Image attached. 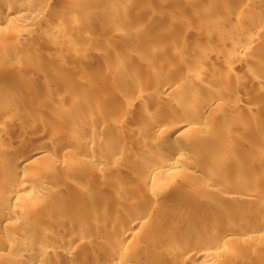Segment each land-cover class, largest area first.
<instances>
[{"label":"bare ground","instance_id":"1","mask_svg":"<svg viewBox=\"0 0 264 264\" xmlns=\"http://www.w3.org/2000/svg\"><path fill=\"white\" fill-rule=\"evenodd\" d=\"M39 1L18 0L16 3V0H0V23H4L3 25L6 27L4 30L2 29L3 31L1 30L3 35H0V42L8 41L10 43L6 48H0V75L12 73L16 77L24 78V80L19 81L21 84L23 83L19 88L0 82V113L12 115L9 116L10 119L8 120L3 117L7 120L5 127L3 126L4 129H8L12 124L23 127L26 121H37L38 117H34L36 114L32 115V111L29 110L31 106L44 111L47 108L48 96L45 89L42 92L36 91L32 87L33 81L29 77L36 64L33 63L36 57L37 59L41 58L43 65L49 64L46 61L51 52L48 53L44 45L39 43L42 39L36 38L39 40L38 43L36 42V46L41 45L38 47L41 51L40 56L35 57L34 54H31L33 52H29L30 54L27 55L24 53L23 58L18 62L12 58L18 51L21 52L18 48L24 44L22 40L24 41L29 37L32 31L37 30L36 24L42 19L44 11L49 8L52 0ZM88 1L90 0H78L70 3L67 5L68 11L80 9V12H84L85 10L87 15L90 11L86 10L90 3ZM113 1L121 6L112 7L108 5L103 8V15L98 19L108 27L116 26L111 17L119 15L121 11L129 8L137 0ZM86 2L87 6L85 5ZM183 2L189 5V2ZM243 5L248 6L249 4L247 1L241 0L239 9ZM146 6L153 9L149 5ZM259 6L264 9V0L259 2ZM24 8H30L32 12H26L23 10ZM203 9L204 7H201L199 10L204 11ZM153 12H155L154 9ZM93 14L94 10L91 12V15ZM65 15H67L65 11L57 9L52 13V16L57 19ZM67 16L66 18H71L70 15ZM232 16L233 29L241 30L243 18H247L249 15L242 14L240 16L233 13ZM256 17L262 25L258 26L242 42L238 41L235 35H224L226 31L222 30L221 24L225 21V17L212 15V22L197 26L196 30L199 34L194 44L185 43L183 40L174 45H169L168 49L160 44L142 48L141 42L148 38L145 27L149 18L140 11L132 17L131 32L135 34V44L142 48L143 53L134 56L129 51L125 52L130 59L135 60L137 65L123 62L118 58L111 62L112 71H125L127 69L130 74L142 73L148 78L151 85L160 80L161 82L155 87L146 88L138 85L131 87L137 93L134 98L122 100V102L116 101L120 106L119 118H127L134 110L141 117L148 108L154 110L161 108L169 113L168 116L156 120L157 122L152 126L147 141L151 150L168 153L169 156L158 158L160 166L145 165L144 177L154 176L157 173L171 177L172 173L166 171L163 173L162 171L168 169L174 171V168H183L177 162L188 163L193 171L201 169L204 165L199 158L207 157L210 154L219 157L214 162L216 165L220 164L221 160H223L221 162H228L240 155L242 143L239 138L244 132L243 126L234 132L233 137H229L230 134L224 126L238 125L240 119H246L249 124L259 120L252 112L243 114V110L247 106L245 98L256 97L253 103L261 107L260 109L263 105L261 100L264 101V68L262 65L264 62L262 57L264 51V11ZM159 19L150 20V23ZM121 22L122 19H119L118 23ZM184 30L185 27L182 24L180 32L183 33ZM47 32L44 29L40 33L44 35ZM34 36H32L33 39ZM83 39L87 40L86 38ZM81 43L85 44V41H81ZM222 44L229 45V47L227 50L218 51V47ZM23 49L27 50V48ZM162 51L166 52L163 53ZM28 55L34 56L35 59L32 61ZM50 56L52 58V55ZM164 60H167L164 67L157 65L150 67L146 63L147 61L162 63ZM139 61L140 63H138ZM185 61H189L192 66L197 68L189 70ZM31 63L34 65L32 66ZM246 64H248L247 69H252L251 71L244 73L236 71L239 68L245 69ZM80 67L82 68V66ZM33 71L36 70L33 69ZM76 71L73 72L71 78L74 82L80 86L89 85L91 91L101 93L102 88L98 84H90L91 74L89 71L81 69L79 72ZM101 71H105V69ZM172 72H177V74L167 78L166 76ZM251 72L259 75L254 76ZM61 93L66 95L67 91L61 90ZM67 102L80 103V106L84 104L95 111H99L102 107L99 101L83 102L76 95L69 97ZM65 105V102H60L55 109L62 110ZM116 105L113 104L112 108H115ZM206 112L210 115L216 114L215 121L206 119V115H204ZM186 115L187 117H185ZM9 117L7 116V118ZM119 120L101 121L102 124H98V129L104 127L115 130ZM45 123L49 127H56L58 123L56 115ZM116 138L117 141L123 139L119 136ZM21 139L7 135L0 137V153L6 156L5 160L0 161V264H185V259L189 254H210L205 252L203 247L205 245L224 246L233 240L234 235H245L240 229L232 233L236 224L239 225L234 221H225L222 228L217 229L219 220L208 214L217 209L218 203L205 195L210 192L208 185L211 183H215L217 186L225 185L230 189V193L225 196L228 201L259 203L252 197L251 193L247 195L237 193L235 188L241 187L239 180L226 184L218 178L217 172L211 171L200 182L203 184L202 190L196 193L184 192L182 196L178 197L180 202L171 204L163 199L164 195L159 188L149 187L144 190L145 192L143 191V194H136L134 197L136 201L129 205L128 213L121 211L118 207L110 211L102 205L97 206L86 200L89 197H95L94 200L96 201L102 198L95 191L102 184L100 178L102 172L113 164V162L102 158L99 151L100 149L110 151L112 148L118 150V147H121L116 142H109L108 140L99 142L100 147L92 143L85 144L89 155L83 159L82 165L75 166L78 167L75 171H78L82 166L87 168L86 174L93 179V184L82 188L80 201L71 202L68 196L74 187L66 176V172L70 168H67L70 155L67 152H62L60 155L56 154L49 158L46 163L37 164L36 162L43 156L39 155L37 158L24 163L31 166V171L24 174L19 170L20 162L16 155L25 146V141ZM70 139L75 140V136L71 134ZM119 150L122 151V147ZM132 156L135 157L134 152ZM252 158L253 155H246L244 163L248 164ZM139 163V165L142 164V162ZM234 172L237 176H244L243 172L235 170ZM261 177H264V167L258 171V176L250 178L255 181ZM50 179H54V181L50 182ZM124 188L125 184L113 181L109 195L112 196ZM190 204L193 207H188ZM165 207L169 208L170 214L182 221L187 227L195 225L200 230H205L204 244L196 249V246L190 247L191 245L185 240H179L174 258H169L167 254H164L165 252H161L160 259L163 262L157 263L151 261V258L148 263H144L136 259L134 254L144 249L143 243L150 239L154 234L153 231L161 226L159 221L164 222L163 219L166 216L164 217L160 213L156 216L152 214L158 208ZM193 208L195 210L201 209V211L195 212ZM100 213H105L112 222L105 224L102 221H97L96 218ZM191 214L195 216L192 221L188 219ZM196 214L204 215L197 218ZM152 222H159V224L151 227L149 224ZM252 235L258 239L252 246L263 252L264 227L252 232ZM157 244H160V241ZM234 244H240V242ZM248 244L249 242H246V245ZM76 254L79 257L78 260H75L74 255ZM209 263L197 262L196 264ZM233 263L251 264L244 255L238 254L234 256ZM189 264L194 263L190 262Z\"/></svg>","mask_w":264,"mask_h":264},{"label":"rangeland","instance_id":"2","mask_svg":"<svg viewBox=\"0 0 264 264\" xmlns=\"http://www.w3.org/2000/svg\"><path fill=\"white\" fill-rule=\"evenodd\" d=\"M75 1L78 0H52L49 8L44 11L42 19L36 24L35 28L37 30L34 31L35 33L36 31L40 33L44 29L47 32L48 29V32L43 33L44 35L40 33L42 38H39L41 37L40 34L38 32L35 34L32 31L33 33H30L29 37H27L28 39H24L28 45L26 46L22 40L24 44L21 43L22 45L18 48L21 52L18 51V53L12 56L15 62L21 60L24 53L27 55L30 54L29 52H33L31 54H34L35 57L40 56L41 51L38 48L40 44L44 45L48 53L51 52L48 54L49 58L46 61L49 64L45 63L46 65H43L44 63L41 62L40 57H38L40 59L36 57V60H34V56L31 57V55H28L29 58H32V61H35L33 63H36L35 68H32V71L33 69L36 71H31L29 76L33 81L32 87L40 92L45 89L46 95L48 96L45 111L32 108V106L31 108L29 107V110L32 111L31 114L33 115L35 113L36 116L34 117H38V120L26 121L23 127L12 124L8 129H4V125H6L7 120L12 115L0 113V137L7 135L8 137L22 138L21 140L25 141L24 149L16 154L19 157V170L21 173L25 174L31 171V166L24 164L28 160L43 155L36 163H46L52 156L54 157L56 154L60 155L62 152H67L70 155V159L67 161L68 163L70 160L67 168H70L66 172V176L68 178L67 180L74 187L72 192L69 193L68 198L71 202H77L76 200H79L82 188L93 184V179L86 174L88 172L87 168L82 166L83 168L81 167L78 171H75L78 168L75 166L82 165L83 159L89 155L85 144L92 143L97 146L98 144L100 145L99 142L107 140L109 142H116L122 147V151L119 150L121 147H118V150L112 148L113 150L111 149L110 151L103 149L99 151L102 158L113 162L109 168L102 172L103 174L100 176L102 184L95 191L102 198L96 201L94 200L95 197H89L86 201L97 206L102 205L110 211L118 207L125 213H128L129 205L136 201L134 200L136 194H143V191L149 187L159 188L164 195L163 199L173 204L174 202H180L178 197L182 196L184 192L196 193L201 191L203 184L200 182L203 177L207 176L208 172H217L219 174L218 178L222 179L223 183L226 184L239 180L241 187L238 189L235 188L237 193L243 195L251 193L252 197L259 201L258 204L228 201L225 196L230 193V189L225 185L217 186L215 183L208 185V191L210 192L205 195L213 198L218 203L217 209L213 210L211 214H208L216 220H219L217 229H221L225 221H234L239 223V225L236 224L232 233L240 229L245 235H234L233 240L224 246L205 245L203 246L205 252L210 254H189L185 259V264H189L190 262L194 264L197 262L234 264L233 258L237 254L240 256L244 255L251 264H264V251H259L256 247L252 246L253 243L258 241L257 237L252 235V232L264 227V177L257 178L255 181L250 178L252 176H258V171L264 167V101L261 100L263 105L262 109H260L261 107L253 103L256 97L250 98L251 100L245 98V104L247 106H245L243 114L252 112L259 118L257 122L249 124L246 119H240L237 123L238 125L233 127L224 126L228 134H230L229 137H233L234 132L243 126L244 132L239 138L242 143V148L240 149V155L238 157L228 162H221L223 161L221 160L220 164L216 165L214 162L219 157L210 154L207 157L199 158L204 165L201 169L193 171V168L188 163L183 164L182 162H177L183 168H174V171L173 169L162 171L163 173L165 171L172 173L171 177H166V175H160L159 173L154 176L144 177L145 165L157 166L159 165L158 158L169 156L168 153L151 150L147 142L148 135L152 131V126L157 122L156 120L168 116L169 113L161 108H155V110L148 108L141 117L134 110L127 118L120 119V106L116 101L119 100L122 102V100L126 101V99L134 98L137 93L131 87L135 85L146 88H149V86L155 87L161 80L151 85L148 82V78L142 73L134 72L130 74L127 69L125 71H112L111 67V62L118 58L123 62L137 65L135 60L130 59L127 56L128 54H125L127 51L134 56H139V54L141 55L143 53L142 48L145 49V47L152 46L153 44H160L165 49H168L169 45H174L178 41L182 42L183 40L185 43L194 44L199 34L198 30H196L198 28L197 26L212 22V15L225 17V21L221 24L222 30L226 31L224 35H235L237 40L242 42L258 26L262 25L256 17L264 11L259 6L261 0H245L249 5H243L240 9L241 0H137L129 8L123 10V12L121 11L119 15L111 17V20L115 23L114 25H116L113 27H108L98 19L103 15V8L108 5L117 7L119 4H115L113 0H90L88 1V3L90 2L88 6L87 2L85 3L87 6L86 10H90L86 15L85 10L84 12H80V9L77 11H68L67 5ZM183 1L189 2V5ZM17 2L18 0H16ZM146 5L153 7L155 12ZM173 6L176 7L173 8ZM201 7H204V11L199 10ZM56 9L65 11V14L71 16L69 18L71 20L66 18L67 15L59 19L52 16V13ZM23 10L32 12L30 8H24ZM93 10L94 14L91 15ZM138 11L149 18L145 27V33H147L148 38L141 42L140 45L142 48L135 44V34L131 32V26L133 24L132 17ZM233 13H237L240 16L242 14L249 15L247 18H243V28L241 30L233 29ZM156 17L160 19L150 23V20L157 19ZM119 19H122L121 23H118ZM3 24L2 22L0 23V35H3L1 34L5 27ZM182 24L185 27L183 33L180 32ZM69 28L70 30H68ZM33 35H35L34 39L32 37ZM36 38L42 39L41 42L43 41V44ZM37 41L40 43L38 47L36 46ZM81 41H85V44H82ZM9 45L10 43L8 41L0 42V48H6ZM23 45L26 47H22ZM228 47L229 45L222 44L218 47V51L227 50ZM23 48H27V50L25 49V51ZM162 52L165 53L166 51ZM50 55H52V58ZM262 57L264 58V51ZM33 63H31L32 66L34 65ZM146 63L150 67H154V65L164 67L167 64V60L162 61V63H152L151 61H147ZM185 64L189 70L191 68H197L196 66H192L189 61H185ZM262 65L264 68V62ZM78 66H82V68L80 67L81 70L90 72V84H98L102 88L100 94L91 91L88 87L89 85L80 86L71 79L72 75L77 72L76 70L78 72L80 71ZM247 66L248 64H246L245 69L239 68L236 71L240 73L251 71L252 69L248 70ZM103 69L105 71H101ZM175 74L177 72H172L166 77L169 78V76ZM251 74L254 76L259 75L255 72H251ZM21 79L24 80V78L16 77L12 73H7L4 76L0 75V82L10 84L14 88H19L23 85V83L21 84L19 82ZM61 90L67 91V94H62ZM75 95L83 102L99 101L102 107L99 111H95L94 109L86 107L84 104L80 106V103H68V98ZM60 102H65V107L62 110L55 109ZM113 104H117L115 108H112ZM207 114V112L204 114L206 115V119H215L216 114ZM55 115L58 120L57 126L49 127L45 125V122ZM7 116L10 117L7 118ZM3 117H6L5 119L7 120ZM3 120L5 122H2ZM111 120H119L117 129L110 130L104 127L98 129V124H102L101 121L108 122ZM32 124L35 125L33 126ZM71 134L75 136V140L70 139ZM116 136L123 137L122 141H117ZM99 145L98 147L101 146ZM131 152L132 154L134 152L135 157L130 154ZM246 155H253L252 160L248 164L244 163ZM5 159L6 156L0 153V161ZM139 162H142V164L139 165ZM234 170L243 172L244 176H237ZM49 181L53 182L54 179H50ZM113 181L125 184V188L110 196L109 191L111 190ZM188 207L193 206L190 204ZM193 209L195 212L201 211V209ZM159 213L164 217L166 216L163 219L164 222L159 221L161 226L156 231H153L154 234L150 239L143 243L144 249L134 254L136 259L148 263L149 259L152 258L151 261L160 263L163 262L160 259L161 252H165L164 254H167L169 258H174L179 240H185L191 245L190 247L196 246V249L202 247L205 240L203 238L204 234H206L205 230L202 231L195 225L187 227L182 221L170 214V210L167 207L158 208L152 215L156 216ZM203 215L196 214V217L200 218ZM194 217L191 214L188 216V219L192 221ZM96 220L99 222L102 221L105 224L112 222L105 213H100ZM159 222H152L149 225L154 227ZM217 229L215 230L216 232L218 231ZM159 241L160 244H157ZM235 242H240V244H234ZM246 242H249V244L246 245ZM74 257L75 260L79 258L77 254Z\"/></svg>","mask_w":264,"mask_h":264}]
</instances>
